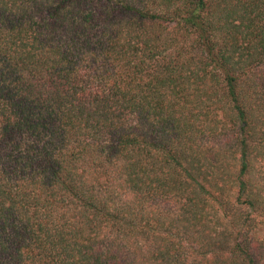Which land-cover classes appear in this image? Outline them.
<instances>
[{
  "label": "trees",
  "instance_id": "16d2710c",
  "mask_svg": "<svg viewBox=\"0 0 264 264\" xmlns=\"http://www.w3.org/2000/svg\"><path fill=\"white\" fill-rule=\"evenodd\" d=\"M264 0H0V264H264Z\"/></svg>",
  "mask_w": 264,
  "mask_h": 264
},
{
  "label": "rangeland",
  "instance_id": "374dc122",
  "mask_svg": "<svg viewBox=\"0 0 264 264\" xmlns=\"http://www.w3.org/2000/svg\"><path fill=\"white\" fill-rule=\"evenodd\" d=\"M264 235V232H259L258 236L262 237Z\"/></svg>",
  "mask_w": 264,
  "mask_h": 264
}]
</instances>
